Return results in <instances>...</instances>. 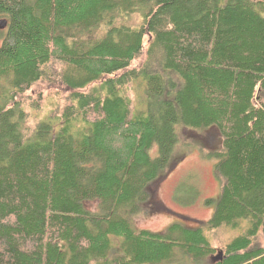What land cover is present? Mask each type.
I'll return each instance as SVG.
<instances>
[{"label": "trees", "instance_id": "obj_1", "mask_svg": "<svg viewBox=\"0 0 264 264\" xmlns=\"http://www.w3.org/2000/svg\"><path fill=\"white\" fill-rule=\"evenodd\" d=\"M0 18V264H264V0H0ZM43 80L69 104L31 125ZM183 129L221 138L193 144L211 217L136 232ZM221 229L238 235L211 261Z\"/></svg>", "mask_w": 264, "mask_h": 264}, {"label": "rangeland", "instance_id": "obj_2", "mask_svg": "<svg viewBox=\"0 0 264 264\" xmlns=\"http://www.w3.org/2000/svg\"><path fill=\"white\" fill-rule=\"evenodd\" d=\"M1 20V18H0ZM139 20L132 19V24ZM147 46V39L144 42ZM144 61L141 56L135 63L136 66ZM42 97L38 100V109H32L26 99L24 106L28 122L34 125L41 120H46L51 112L60 111L67 101L68 93L52 82L42 81L40 84ZM141 93L140 86H136ZM28 97L34 98L35 89L28 92ZM204 151L215 150L221 146V138L215 129L203 132H195L187 129L181 131V140L176 148L175 156L168 167L160 176L148 186L149 199L143 204L141 212L131 218L133 229L137 232L146 230L152 233L163 232L170 224L179 222L188 228H195L204 224L213 212L212 208L204 205L207 199L216 200L219 196L220 182L213 173V161L200 157L199 148ZM181 184V185H180ZM181 187L176 194V189ZM198 192V199L191 205H185L191 197ZM176 201V202H175ZM97 203H88L86 208L96 210ZM238 232L229 230H217L206 234L216 253L211 257L215 261L221 254V249ZM258 243L264 246V236H258Z\"/></svg>", "mask_w": 264, "mask_h": 264}, {"label": "water", "instance_id": "obj_3", "mask_svg": "<svg viewBox=\"0 0 264 264\" xmlns=\"http://www.w3.org/2000/svg\"><path fill=\"white\" fill-rule=\"evenodd\" d=\"M6 24H7L6 21L4 19H1L0 20V30L4 29L6 27Z\"/></svg>", "mask_w": 264, "mask_h": 264}]
</instances>
